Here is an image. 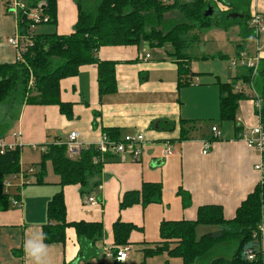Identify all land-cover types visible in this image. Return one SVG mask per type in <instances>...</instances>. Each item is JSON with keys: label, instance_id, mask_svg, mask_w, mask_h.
<instances>
[{"label": "crops", "instance_id": "obj_1", "mask_svg": "<svg viewBox=\"0 0 264 264\" xmlns=\"http://www.w3.org/2000/svg\"><path fill=\"white\" fill-rule=\"evenodd\" d=\"M14 1L18 0H0V64H12L19 60L18 49L9 43L11 38L19 35ZM205 1L213 5L211 18L214 26L200 34L193 31V41L201 45L206 34L211 33L216 40H220L222 34L233 29L237 47L233 55L221 56L218 53L217 60L213 55H194L190 52L188 66L195 75L190 85L178 87L179 63L171 56V45L151 48L144 42L139 47H102L97 52L98 59L118 63L116 93L100 96L97 66H83L77 76L61 82V99L73 104V120L69 121L61 115L57 106L23 105L18 117L11 121L13 125L0 124V141L17 142L22 150L30 148L33 151L44 145L48 138L52 139L50 143L66 142L71 132L79 134V140L85 147L100 141L104 128L118 129L121 139L127 135H144L146 142L139 161H133L129 156L112 155L104 164L100 186L96 188L94 180L90 183L89 196L101 203L85 206L86 198L81 195L79 185L63 189L68 222L102 224L104 237L96 248L104 256L113 248V225L117 220L139 228L132 232L128 258L121 264L132 257L130 254L134 246L143 250L149 244L160 241L159 227L164 220H194L199 207L205 205L221 206L225 218L232 219L237 208L260 182V174L255 170L260 156L242 140L244 134L260 124L255 106L259 98L257 91L253 83L238 80L236 86L242 88L248 100L239 102L236 122H220L219 84L232 83L236 77L248 73L242 67L232 69L229 65L231 59L244 53L248 57L259 58L260 62L264 60V32L256 38L248 23V15L251 17L253 13L264 17V0ZM231 14L242 15L243 18H230ZM77 16L74 0H58L57 29L41 33H36L34 29V33L69 35L74 30ZM174 21L178 24L183 22L177 11L165 15L163 29L173 28L171 23ZM249 42L252 44L248 48L245 44ZM235 92H238L236 88ZM181 120L197 122L190 138L185 141L179 140ZM205 123L209 126L208 133L202 134ZM14 124L18 130L13 131V135L21 133L17 140L10 133ZM214 126L221 131L219 139L213 138L211 129ZM207 141L211 142L210 149L204 154L203 147ZM167 147L171 150L169 155L165 152ZM24 164L21 153L22 174L30 183L22 184L17 175L6 179L12 184L6 192L11 197L13 208L14 197L20 199V204L0 212V264H31L24 255L23 242L34 234L42 233V227L48 222L47 205L60 189L58 180L49 183L45 178L44 184H35L38 170L32 166L24 168ZM29 168L32 172L28 171ZM48 172L47 166L46 176ZM144 183L162 185L161 204H151L146 209L137 205L120 211L119 203L123 195L141 190ZM179 190L189 195L191 203L188 207L183 206V195L178 193ZM210 228L207 233L219 230L218 227ZM48 246L47 264L84 262L72 229L67 231L66 244ZM20 251L22 256L16 254ZM87 260L88 264H105L95 262L96 258ZM196 264H208V260Z\"/></svg>", "mask_w": 264, "mask_h": 264}, {"label": "trees", "instance_id": "obj_2", "mask_svg": "<svg viewBox=\"0 0 264 264\" xmlns=\"http://www.w3.org/2000/svg\"><path fill=\"white\" fill-rule=\"evenodd\" d=\"M78 16L74 30L69 35L35 34L30 30L33 23L26 13L40 9L47 23L55 27L58 18V0H26L25 11L17 15L18 31L21 37L30 36L32 43L26 46L22 59L15 63L0 64V105L13 103L20 106H57L67 120L74 119L73 104L61 99V82L75 77L80 68L96 65L98 69L99 95L117 92L116 65L113 61H100L97 52L102 47L140 46L147 42L151 48L173 47L172 57L178 64V87L191 84L195 76L188 66L191 60V33L200 32L214 26L212 18L204 13L212 3L205 0H74ZM177 11L183 22L167 31L163 29L166 14ZM214 11V9H213ZM247 19V17H246ZM250 17L248 15V23ZM38 24V25H41ZM225 26V25H224ZM197 36V35H196ZM199 39V38H198ZM186 63V64H185ZM253 83L261 100L260 110L256 109L260 124L264 129V60L253 77L252 71L236 77L232 83H220V122H236L239 102L248 100L244 93L235 92L237 82ZM170 126H173L169 124ZM197 122L180 121V141L190 138ZM102 134L110 141L119 142L118 129H103ZM40 168L35 184L45 182L47 163L59 177V190L47 205L48 222L42 227L44 243L66 244L67 231L74 230L80 246V256L96 258V244L104 237L101 223L85 221L68 222L63 189L79 185L81 195H90L88 189L100 186L104 164L112 155L101 154L94 145L83 148L77 158L68 153L66 142L41 145ZM22 148L17 147L0 155V212L16 208L12 206L10 195L5 191L6 179L19 175ZM115 156V155H113ZM30 172V171H29ZM183 206L191 203L189 195L183 190ZM163 188L161 184L144 183L141 190L123 195L119 210L123 211L137 205L146 209L151 204H161ZM16 200L20 202L17 197ZM15 200V199H14ZM264 226V184L259 182L253 192L237 208L232 219H226L221 206L205 205L199 207L194 220L161 222L160 241L149 244L142 250L144 258L166 254L169 258L181 260L182 264H196L208 260V264H264V239L260 227ZM200 227H218L217 232L198 237ZM139 228L131 223L117 220L113 225V248L116 257L118 248L130 245L132 232ZM219 251L221 253L216 254ZM248 251L254 258L249 260ZM19 256H22L20 251ZM116 264H121L117 263Z\"/></svg>", "mask_w": 264, "mask_h": 264}, {"label": "built area", "instance_id": "obj_3", "mask_svg": "<svg viewBox=\"0 0 264 264\" xmlns=\"http://www.w3.org/2000/svg\"><path fill=\"white\" fill-rule=\"evenodd\" d=\"M13 9L15 12L18 13L20 11H25V5L20 4L18 1H14ZM28 18L33 21L30 30L34 31L35 27L41 23H47L48 18L42 17L40 13V9L31 10L29 13H26ZM249 27L253 31L254 35L257 37L260 36L262 32H264V17L260 13H253L249 20ZM22 39V40H21ZM22 41V42H21ZM9 43L16 47L19 51V59H22V53L25 51L26 46L32 43V39L30 36H23L20 35L13 37L9 40ZM259 51V49H258ZM149 56H147L148 58ZM229 65L232 69H236L238 67L246 68L252 71L253 77L256 75L259 65L260 59L259 58H250L247 54H242L235 59H231ZM252 84V83H251ZM236 90L242 93V88L236 86ZM256 109L260 110L261 107V100L257 98L255 101ZM212 134L213 138L219 139L221 137V131L218 130L216 126L212 127ZM21 133H16L13 135V138L20 139ZM242 140L246 143L248 148L253 149L254 151L258 152L260 156L259 163L255 166V170L260 174V182L264 184V129L261 124L257 125L256 127L252 128L249 132L243 135ZM146 140L143 134H135V135H127L121 141L115 142L110 141L106 136H102L100 141H98L94 146L99 149L101 154H109L115 156H129L133 161H139L142 157L143 153V145L145 144ZM209 141L204 143L203 153L206 154L210 149ZM66 145L68 148V153L72 156H78L83 148L84 145L79 140V134L77 132H71L66 141ZM17 147H20L17 142L15 143H7L4 140L0 141V155H2L7 150H12ZM35 148V147H34ZM166 155L171 154V150L169 147L166 148ZM32 172V170H30ZM17 178L21 180L22 184H28L30 181L25 180L22 173H20ZM12 187L11 182L5 183V191ZM85 206H92L101 203L100 200H97L95 197L87 196L85 199ZM13 204L15 207L19 206L20 202L17 200H13ZM260 231L262 234V238L264 239V226L260 227ZM130 252L129 246H124L118 248V252L115 258L111 253V250L106 251L104 254L106 257H112L116 262L122 263L126 261L128 258V254ZM247 257L249 260L254 258L252 252L248 251Z\"/></svg>", "mask_w": 264, "mask_h": 264}, {"label": "rangeland", "instance_id": "obj_4", "mask_svg": "<svg viewBox=\"0 0 264 264\" xmlns=\"http://www.w3.org/2000/svg\"><path fill=\"white\" fill-rule=\"evenodd\" d=\"M25 1L26 0H18V2L20 4H24V5H25ZM176 22L177 21L172 22L171 23L172 26H175L176 24H178ZM57 25H58V23H57ZM57 25L55 27H53L52 25H49V24L37 25L35 27V32L36 33H38V32L41 33V32H45V31H47V32L52 31L53 32L57 29ZM203 31H206V30H203ZM203 31L200 32L198 29H196L194 32H198L200 34V33H203ZM194 32H192L191 35L194 34ZM234 32L235 31L233 29H230L227 34H225V35L222 34L223 38H221L220 40H216L215 37L212 36V33L206 34V36L202 40L201 45H198L199 42H197V41H193L191 43V47H190L189 52H191V53L193 52L194 55L195 54L197 55L198 53L199 54L205 53V54L213 55V56H215L214 59H216V60L218 59V53H221V56H224L227 54L233 55L235 52V49L237 47L236 42H235L236 34H234ZM218 33H224V32H218ZM241 44H243V43H241ZM251 44H252V42H249V44L246 43L245 46L249 48L251 46ZM166 46L170 47L169 44H167ZM250 58H252V57H250ZM233 72H237V71L234 70ZM19 111H20V105L16 104L15 102L0 105V124H10L11 121L14 120V117L17 116ZM13 123H11L10 125H13ZM227 125L229 126L230 124L227 123ZM35 126L37 127V125H35ZM202 128H203L202 134H207L208 128H209L208 124L205 123V125ZM17 130H18V128H16L15 124H14V128L11 129L10 133H12L13 131H17ZM12 135H13V133H12ZM50 140H52V139L48 138L45 140V142L46 143L52 142ZM40 147H41V145L38 146L37 151H33L30 148H24L22 150V156H23L24 163H25L23 165L24 168L32 166V167H35L37 170H39V168H40L39 164L41 162V155H40L41 148ZM47 166L49 168V172H48L47 176H45L46 181L49 183H53L54 181L58 180V182H59V177L57 175H55L54 172L52 171L50 163H47ZM29 170H30V168L28 169V171ZM210 229H212V228L201 227L197 232L198 237H201L203 234L207 233L208 230H210ZM141 250H142V247L134 246L133 250L131 251V254H130L132 257L128 260V262H126L124 264H181V260L175 259V258H169L166 254L156 256V257H152V258H148L146 260L144 258L143 252ZM218 253H221V252L217 251L216 254H218ZM99 261L105 262V264H116L112 257L109 258V257L104 256L103 252H101V251L100 252L98 251V255L96 257L95 262H99ZM88 263H89V260H85L83 262V264H88Z\"/></svg>", "mask_w": 264, "mask_h": 264}, {"label": "clouds", "instance_id": "obj_5", "mask_svg": "<svg viewBox=\"0 0 264 264\" xmlns=\"http://www.w3.org/2000/svg\"><path fill=\"white\" fill-rule=\"evenodd\" d=\"M45 235L43 233L34 234L32 237L24 240L22 249L24 255L31 261V264H47V255L49 246L44 243Z\"/></svg>", "mask_w": 264, "mask_h": 264}, {"label": "water", "instance_id": "obj_6", "mask_svg": "<svg viewBox=\"0 0 264 264\" xmlns=\"http://www.w3.org/2000/svg\"><path fill=\"white\" fill-rule=\"evenodd\" d=\"M213 9L212 8H208L207 10H206V12L204 13V17L205 18H211L212 16H213ZM241 17V18H243V16L242 15H238V14H231L229 17L230 18H237V17Z\"/></svg>", "mask_w": 264, "mask_h": 264}]
</instances>
